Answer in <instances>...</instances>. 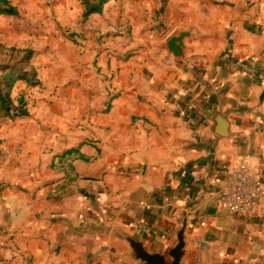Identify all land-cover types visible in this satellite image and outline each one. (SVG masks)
Returning a JSON list of instances; mask_svg holds the SVG:
<instances>
[{"label": "crops", "instance_id": "obj_1", "mask_svg": "<svg viewBox=\"0 0 264 264\" xmlns=\"http://www.w3.org/2000/svg\"><path fill=\"white\" fill-rule=\"evenodd\" d=\"M111 5L118 30L131 28L118 82L61 84L66 124L0 136V264H128L98 227L165 242L166 213L210 163L196 264H264V0H166L157 19L154 1L127 0L90 17L89 30ZM184 28L185 60H174L159 46ZM216 108L228 113V139L212 134ZM68 151L77 158L64 171L56 165ZM239 165L260 184L251 218L217 206Z\"/></svg>", "mask_w": 264, "mask_h": 264}, {"label": "rangeland", "instance_id": "obj_2", "mask_svg": "<svg viewBox=\"0 0 264 264\" xmlns=\"http://www.w3.org/2000/svg\"><path fill=\"white\" fill-rule=\"evenodd\" d=\"M7 2L17 10L18 17L0 18V45L33 52L31 64L39 86L33 89L22 83L14 86L11 106L17 108V100L22 98L28 116L12 121L0 111V136L14 135L16 131L35 133L57 129L62 120L66 124L69 109L61 103L65 92L58 90L61 84L79 80L112 87L118 82V46L121 49L127 43L131 32L129 21L118 30V5H111L107 18L94 20L89 30L86 24L81 26L78 0ZM120 32L127 35L126 40L118 38ZM130 53L123 56L128 59ZM108 93L106 99L114 98L113 91ZM18 139L22 140V136Z\"/></svg>", "mask_w": 264, "mask_h": 264}, {"label": "water", "instance_id": "obj_3", "mask_svg": "<svg viewBox=\"0 0 264 264\" xmlns=\"http://www.w3.org/2000/svg\"><path fill=\"white\" fill-rule=\"evenodd\" d=\"M190 38V30L184 28L169 34L159 49L174 60H185L184 42ZM207 117L209 115L203 112ZM212 134L221 139H228V113H220L219 108L210 113ZM212 175V163L191 183L185 197L176 210L166 213L171 234L163 243L149 240L142 229L133 232L118 227L100 225L97 234L110 241L111 245L121 249L122 258L128 264H196L194 251L198 244L192 233L199 218L204 214V204L208 200L207 185Z\"/></svg>", "mask_w": 264, "mask_h": 264}, {"label": "trees", "instance_id": "obj_4", "mask_svg": "<svg viewBox=\"0 0 264 264\" xmlns=\"http://www.w3.org/2000/svg\"><path fill=\"white\" fill-rule=\"evenodd\" d=\"M81 9L80 23L85 24L92 16H101L107 5L111 3H121L127 0H78ZM158 3L155 15L162 16L166 5V0ZM202 1V0H197ZM17 18L18 12L7 0H0V18ZM33 52L28 49L3 48L0 45V111L9 120L27 118L28 113L22 98L17 100V108L11 106V93L17 83H22L28 88L39 86L36 71L31 64ZM13 76V77H12ZM76 151H68L58 158L60 169L66 170L76 160Z\"/></svg>", "mask_w": 264, "mask_h": 264}, {"label": "built area", "instance_id": "obj_5", "mask_svg": "<svg viewBox=\"0 0 264 264\" xmlns=\"http://www.w3.org/2000/svg\"><path fill=\"white\" fill-rule=\"evenodd\" d=\"M201 116V112H196ZM227 189L219 193L217 206L227 213L251 218L260 203L259 181L248 172L245 166L239 165L226 175ZM264 217V210L260 212Z\"/></svg>", "mask_w": 264, "mask_h": 264}]
</instances>
